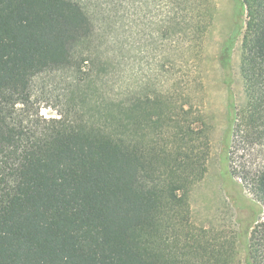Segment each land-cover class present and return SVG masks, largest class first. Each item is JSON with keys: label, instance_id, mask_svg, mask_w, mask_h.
<instances>
[{"label": "trees", "instance_id": "obj_1", "mask_svg": "<svg viewBox=\"0 0 264 264\" xmlns=\"http://www.w3.org/2000/svg\"><path fill=\"white\" fill-rule=\"evenodd\" d=\"M239 9L245 106L228 108V148L236 120L251 131L264 125V0H239ZM215 14L214 0H0V264H241L239 246L246 264H264V168L234 172L253 199L244 241L191 215L210 153L198 95ZM128 41L153 57L159 88L147 91L148 79L134 93L122 69L107 97L77 77L100 56L102 70H115ZM107 43L115 50L101 51ZM190 63L185 110L169 87L174 64L183 72ZM60 69L75 73L66 110L43 118L34 85Z\"/></svg>", "mask_w": 264, "mask_h": 264}, {"label": "rangeland", "instance_id": "obj_2", "mask_svg": "<svg viewBox=\"0 0 264 264\" xmlns=\"http://www.w3.org/2000/svg\"><path fill=\"white\" fill-rule=\"evenodd\" d=\"M214 1L215 20L204 44L201 67L203 90L198 95L200 102L203 103L208 127L210 153L206 175L191 191L190 207L192 219L197 225L216 227L225 231L234 229L244 241L254 217L252 212L254 209L250 202L253 199L248 192L249 187L247 185L242 187V182L235 175L250 178L256 170L264 168V125L256 131H251L242 128L240 121L236 120L232 127L229 148L224 142L225 132L230 126L228 108L232 105L238 114L245 106L239 75L240 44L245 29V15L239 9V0ZM106 38L110 39V34ZM231 42L230 62L225 67L221 56L224 48ZM139 47L128 41L126 50L123 51L124 60L118 66H113L115 70L111 66L102 70L104 57L100 56V59L94 60V64L91 65L90 73L85 71L87 68H82L83 74L77 77L85 83H90L97 93L114 97L117 94V84L122 79L118 70L121 72L125 69L128 86L134 93L142 92L140 83L148 79L150 84L146 90L153 91L161 86L164 78L149 73L153 57L140 53ZM151 48L158 53L161 44L157 43ZM100 50L113 51L115 48L107 43ZM91 53L97 56L95 45H92ZM174 67L171 74L176 80L172 83L173 86L169 87L170 95L177 102L183 101L184 109L188 110L194 97L191 63L187 69L183 68V72L178 64H174ZM112 70L113 73H109ZM74 75L73 70L60 69L39 77L33 92L40 116L57 117L58 113L66 110V98L73 88L71 81ZM239 251L241 264H246L241 246Z\"/></svg>", "mask_w": 264, "mask_h": 264}]
</instances>
